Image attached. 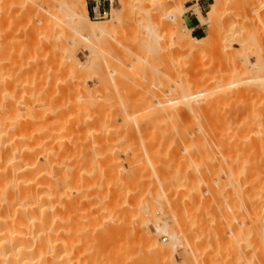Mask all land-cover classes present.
<instances>
[{
  "label": "rangeland",
  "instance_id": "rangeland-1",
  "mask_svg": "<svg viewBox=\"0 0 264 264\" xmlns=\"http://www.w3.org/2000/svg\"><path fill=\"white\" fill-rule=\"evenodd\" d=\"M76 1L0 0V103L30 122L20 138L70 146L86 181L70 193L79 256L264 264V0H113L118 23L92 20L107 26L100 43L74 34ZM185 12L201 44L186 40Z\"/></svg>",
  "mask_w": 264,
  "mask_h": 264
},
{
  "label": "bare ground",
  "instance_id": "bare-ground-1",
  "mask_svg": "<svg viewBox=\"0 0 264 264\" xmlns=\"http://www.w3.org/2000/svg\"><path fill=\"white\" fill-rule=\"evenodd\" d=\"M121 1H124V0H120V2ZM76 2H78V4L81 6V8L76 10V11H73L72 14L70 15L71 20L74 24V26H73L74 27L73 31H75L74 34L79 36V39L85 38L84 34H86L87 40H88L87 33H85V32H88L89 30L92 32L94 37L96 36V38H98L99 40L103 36H106L105 33L107 31V26L100 25L99 23H95L91 19L88 18V11L86 8L85 1L84 0H77ZM169 2L170 1H168V3ZM220 5H221V0H213V7L214 8L215 7L219 8ZM183 14L184 13L180 14L181 19H182ZM116 16L118 17L119 15H116ZM116 16H114V14H112L107 19L108 22H110V23H108V24H110L108 26H111L113 23H116V22L118 23V18ZM170 17L172 20L175 21L176 14L174 12H172L170 14ZM213 19L214 18L207 16L206 23H209V22L211 23V21ZM101 24H103V23H101ZM152 25H153V23H152ZM71 26H70V28H71ZM189 30L186 32V40L192 41L196 44H201L203 42V39L198 40V39L192 37ZM154 31H155V29H154ZM150 36L152 37V35H150ZM98 39H96V42ZM109 40H111L113 42L116 41L117 40L116 34L115 33L110 34ZM157 41L158 40H156V42ZM100 42H102V41L100 40L98 43H100ZM94 43H95V41H94ZM155 45H153V46H155ZM69 53L71 54V52H69ZM71 63H72V65L71 64L70 65L72 67L76 64V63H74V61H71ZM65 82H67V81H65ZM19 88H20V86H19ZM178 89H180V88H178ZM181 90H183V89L181 88ZM81 92H83V91H81ZM180 93L183 94L184 90H183V92H180ZM0 95H1V93H0ZM3 97L4 96H2L1 98H3ZM79 100H81V99H79ZM183 100H186V98L184 97L181 100H178V101L175 100V101L177 103H179V102L181 103V101H183ZM173 103H174V101L173 102L169 101V105L173 104ZM1 104L4 106H0V109L2 107H4V108L2 109V111L0 110V264H101L100 258H97L98 256L94 257V258H89V257L85 258L84 255H82L83 258H81V256H79V254L77 252V251H81V250H79V248L77 247L76 249H78V250L76 251V249L74 248L75 247L74 246V237H73V231L74 230H73V223H72V212H73L74 205L72 202L75 199L73 198L74 196L72 197V194H70V193H72L71 190H75L72 188V185H77L75 183H80V182L82 184L84 183L83 182L84 179H82V178H84V176L80 178L79 175H76L77 176V178H76L75 176H73L74 174L71 172V171H75V170L78 172V169H76L75 164L68 165V164H70V162L67 161L66 157L68 156L67 153H68L70 146L69 147L65 146L61 149L60 148L57 149L55 147L56 144L55 145L53 144L54 146L52 145V141H58V139L57 140L54 139L50 142L49 139L47 138L50 143L47 141V139H45L47 141V143L45 140L43 143V142H35V140H33L34 141L33 142L30 139L27 140L26 136L24 138H20L22 135H24L27 128H29L30 122L28 124L24 123V122L22 124H20L21 120L19 121V119H20V115H21L20 113L22 110L20 111L18 109V107L16 108L13 105L10 106L9 104L6 105V103L3 104V102L0 103V105ZM17 106H19V105H17ZM83 106L84 105H82V107ZM164 106H165V104L163 105V107ZM24 107L21 109H24ZM159 107H160V105H159ZM26 109L27 108H25V111H28ZM80 109H82V108H80ZM92 109H94V107ZM29 112H31V110ZM83 112H84V110H83ZM85 112H87V111H85ZM33 114H35V113H33ZM27 115L29 117L31 114L29 115L27 113ZM17 117H18V119H17ZM30 118H28V119H30ZM153 118H155V117H153ZM36 119H35V121H36ZM86 119L84 118L83 120H86ZM89 119H92V118H89ZM10 120H11V122H10ZM14 120H15V123L18 120L19 122H17V123L19 125L18 124L13 125V124H15V123H12ZM26 121H27V117H26ZM6 122L7 123L9 122L8 124L10 126L13 125V127L8 129L9 127H6L7 126ZM60 122L62 124V121H60ZM100 122H102V121H100ZM70 123H72V122H70ZM85 123H87V121H85ZM53 125H54V123H53ZM55 125H56V123H55ZM81 127H83V126H81ZM57 129L58 128H56L55 131H57ZM9 130H11L12 133ZM31 130H33V128ZM98 130H99V128H98ZM131 130H133V129L131 128ZM31 132L32 131H30V133ZM26 133H27V131H26ZM137 134H139V133H137ZM32 135H33V132L31 134V137H32ZM164 137H166V136H164ZM28 138H30V135ZM79 141H81V140H79ZM100 141H101V139H100ZM219 153L221 155V152H219ZM41 157L43 159L41 161H43V162H40ZM218 157H219V155H218ZM68 160H69V158H68ZM69 166L73 170L71 169V171H69ZM72 166H74L75 169ZM77 172H75V174H77ZM96 173H99V171ZM100 173H102V172H100ZM81 175H82V173H81ZM94 179H96V177ZM97 180H98V176H97ZM81 187H82V185H81ZM84 187H85V183H84ZM98 187H96L94 190L96 191V189ZM99 188L97 190H100ZM76 189H78V188H76ZM80 190L82 191V189H80ZM91 190H93V189H91ZM81 191H79V192H81ZM77 192H78V190H77ZM97 193L98 192H96V195L95 194L94 195H95V197L97 196L99 198V200L97 199V197H96V199L98 201H100L101 198L98 196ZM70 195L73 198V201H72V198H70ZM74 195H75V193H74ZM83 196H86V195H83ZM95 197H94V199H95ZM77 198H81V197H77ZM85 198H84V200H86ZM81 199L83 200V198H81ZM74 202H77V201H74ZM262 208L264 209V205ZM259 212H261V211L259 210ZM260 214H259V216H260ZM262 219L264 221V218H262ZM98 223H100V221ZM97 225H99V224H97ZM100 225H103V224H100ZM156 229H157L158 233H166V227H165V230H164V228H159V227H157ZM262 231L263 232H261V233H263V234H261V235H264V229ZM172 232H174V231H172ZM79 234H80V232H79ZM91 235H92V233H91ZM170 238H171V240H175L176 235L170 234ZM99 239H100V237H99ZM90 242L92 243V241H90ZM98 245H100V241L98 242ZM171 245H172V256L170 257V260L172 262H174V256H175L177 248L174 245V243H172ZM85 252L86 251L84 250L83 254H85ZM85 256H86V254H85Z\"/></svg>",
  "mask_w": 264,
  "mask_h": 264
},
{
  "label": "built area",
  "instance_id": "built-area-1",
  "mask_svg": "<svg viewBox=\"0 0 264 264\" xmlns=\"http://www.w3.org/2000/svg\"><path fill=\"white\" fill-rule=\"evenodd\" d=\"M87 11L89 19L93 21L106 20L111 15L114 6L113 0H87ZM163 241H166L164 239Z\"/></svg>",
  "mask_w": 264,
  "mask_h": 264
},
{
  "label": "crops",
  "instance_id": "crops-1",
  "mask_svg": "<svg viewBox=\"0 0 264 264\" xmlns=\"http://www.w3.org/2000/svg\"><path fill=\"white\" fill-rule=\"evenodd\" d=\"M182 23L186 29H190L191 35L196 39L204 38V28L194 12H185L182 15Z\"/></svg>",
  "mask_w": 264,
  "mask_h": 264
}]
</instances>
